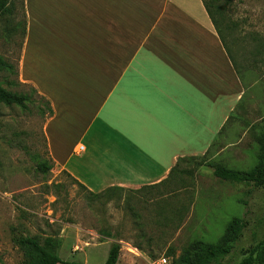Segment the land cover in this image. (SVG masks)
I'll list each match as a JSON object with an SVG mask.
<instances>
[{"label": "crops", "instance_id": "0c3cea01", "mask_svg": "<svg viewBox=\"0 0 264 264\" xmlns=\"http://www.w3.org/2000/svg\"><path fill=\"white\" fill-rule=\"evenodd\" d=\"M23 10L22 80L51 103L52 163L93 194L123 189L127 213L145 220L149 197L180 159L218 142L246 92L203 1L23 0ZM139 228L106 240L141 248L151 240Z\"/></svg>", "mask_w": 264, "mask_h": 264}, {"label": "rangeland", "instance_id": "374dc122", "mask_svg": "<svg viewBox=\"0 0 264 264\" xmlns=\"http://www.w3.org/2000/svg\"><path fill=\"white\" fill-rule=\"evenodd\" d=\"M220 5L246 92L208 160L249 171L257 164L259 148L257 131H251L250 125L264 117V0H220ZM25 28L23 0H14L12 13L0 16V59L8 66L0 69V85L28 100L23 106L0 103V264H23V253L15 244L20 235L57 240V253L64 261L105 264L112 245L106 237L139 233L140 226L147 227L151 242L139 252L136 246L122 244L118 264H162L163 259L172 264L169 249L179 256L194 240L216 244L233 218H244L243 236L224 260V264L241 263L249 249L264 239L263 187L220 181L211 167H198L190 160L179 169L191 173L175 174L164 191L149 197L154 202L143 205L149 214L138 213L145 219L139 221L127 213L128 194L91 195L55 168L43 131L53 114L51 103L22 80ZM36 38L29 37L27 63ZM53 39L55 47L66 46L64 38ZM25 75L24 71L23 79ZM43 162L52 166L49 173L38 170ZM163 198L161 214L158 199Z\"/></svg>", "mask_w": 264, "mask_h": 264}, {"label": "trees", "instance_id": "16d2710c", "mask_svg": "<svg viewBox=\"0 0 264 264\" xmlns=\"http://www.w3.org/2000/svg\"><path fill=\"white\" fill-rule=\"evenodd\" d=\"M202 1L224 48L236 67L229 42L228 32L230 30V25L222 15L224 7L220 5V0ZM13 7L14 0H0V16L11 14ZM7 67V64L2 59H0V69ZM27 100L28 97L26 95L10 92L0 85V103L5 105L23 106ZM232 117L233 115L230 116L227 123ZM250 129L251 131H257L256 135L258 137L259 144L258 152L256 154L257 164L253 169L249 171H238L228 168L221 163L208 160L211 150L218 143L216 141L212 144L204 156L180 159L176 166L172 169V174L191 173V170L179 169L181 163L191 160L195 161L198 167L205 165L211 167L213 169L214 177L220 181L231 184L249 185L257 188H264V117H262L258 124L250 125ZM224 130L225 126L220 131V137L222 136ZM38 170L41 173L46 174L52 170V166L46 162H43L39 164ZM73 181L81 189L87 191L89 194L94 196L100 195L89 192L84 186L78 184L75 180ZM105 192H124V190L120 188H111ZM245 228L246 222L244 218H233L228 223L224 235L216 244L207 243L203 240H194L182 250L179 256L175 255L174 249H169L168 256L172 258V264H224V260L232 253L236 244L242 238ZM58 243L59 242L57 240L51 237L43 239L38 235H20L15 239V244L23 253V264H83L62 260L57 253V248L59 246ZM121 251V244L112 243L108 259L105 264H118L120 261ZM239 264H264V239L254 247L250 248L247 256Z\"/></svg>", "mask_w": 264, "mask_h": 264}, {"label": "built area", "instance_id": "2783aa9c", "mask_svg": "<svg viewBox=\"0 0 264 264\" xmlns=\"http://www.w3.org/2000/svg\"><path fill=\"white\" fill-rule=\"evenodd\" d=\"M83 150V147L81 146L78 150H77V152H81ZM161 263L162 264H167V260L166 259H163V260H161Z\"/></svg>", "mask_w": 264, "mask_h": 264}]
</instances>
